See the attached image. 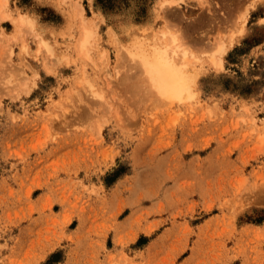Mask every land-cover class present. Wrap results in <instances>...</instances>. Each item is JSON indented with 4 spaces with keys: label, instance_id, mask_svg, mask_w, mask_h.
<instances>
[{
    "label": "rangeland",
    "instance_id": "374dc122",
    "mask_svg": "<svg viewBox=\"0 0 264 264\" xmlns=\"http://www.w3.org/2000/svg\"><path fill=\"white\" fill-rule=\"evenodd\" d=\"M172 1L0 0V264H264V0ZM167 33L182 103L120 63Z\"/></svg>",
    "mask_w": 264,
    "mask_h": 264
},
{
    "label": "bare ground",
    "instance_id": "6f19581e",
    "mask_svg": "<svg viewBox=\"0 0 264 264\" xmlns=\"http://www.w3.org/2000/svg\"><path fill=\"white\" fill-rule=\"evenodd\" d=\"M172 2H173L172 0H165L164 4L168 3V5H169V4L175 3V2H173V3ZM165 6H166V4H165ZM171 10H173V9H171ZM19 19L22 22H26V21L31 22V18L25 17V14H21L19 16ZM21 21H19V22L21 23ZM237 25H238V23H237ZM166 26H168L167 23H166ZM92 27H89L86 25L84 26V30H83L84 35H83V37L81 39V43H80L81 50L83 52H85V54L88 55V57L90 55L89 46H92L91 45L92 41L94 38H96L95 37L96 31ZM114 31L116 32L115 29H114ZM161 32H163V31H161ZM161 32H159L160 35H161ZM167 32H169V33L171 32L172 34L174 33L172 31H167ZM170 34L167 33L166 35L170 36ZM170 37H172L171 40H170ZM170 37H169V41H171V42L169 43V41H168V42H166L167 44L166 43L151 44V43H149L150 41L146 42L144 40H137L135 38V39L131 40L129 43L123 44L122 48L121 47L119 48V51L122 49V51H120V52H121V54H123L122 57L125 58V62H124L122 57L120 56L121 55L120 54L119 55L120 56L119 61H121L120 59H122V61H123L120 63L122 64V63H126L129 61V63H131L130 64L131 66L129 65V68L131 67V68H133V70L137 71V72L135 71L136 72L135 73L131 68L126 71V72H129L131 70L129 73H127L129 75L132 72L131 74L133 76L130 74L131 75L130 79L134 80L136 78L135 81H137V80H139L138 78H140L141 80H139V81L143 82V83H137V84H136V82H134L132 84V86L134 84H136V86L138 84L139 85L143 84V85H140V88H138L139 90H141L142 89L141 87L144 86L146 90H144V89H142V90L148 91V93L149 92L152 93L153 96L155 95L156 98L159 101H161V102L158 101V103L163 102L164 104L167 102L168 103L169 102H171V103L179 102L180 103L181 101H184L186 99H190V98L194 97L195 91H193V87H194L193 85L196 83V80H197L196 72L195 71L193 72L189 68V65H191L190 62H192V59H196V56H194V58L192 57V59L190 58L189 50L185 47L184 48L181 47L182 45L178 43V37L176 34H174L173 36H170ZM157 39H159V38L157 37ZM176 40H177V42H176ZM221 49H222L221 53L224 54L226 52V47L222 46ZM211 59L213 60L214 64L217 66L221 67L224 65L223 56H220V57L212 56ZM117 64H119V62ZM127 65H128V63H127ZM119 67L116 68V71L118 70L117 71L118 73H119V69H118ZM191 68H193V67H191ZM134 73H135V75H134ZM128 75H125V76H128ZM131 77H133V78H131ZM126 78H128V77H126ZM130 79H129V81H130ZM137 87L133 86V88H135V89ZM196 93H197V91H196Z\"/></svg>",
    "mask_w": 264,
    "mask_h": 264
}]
</instances>
